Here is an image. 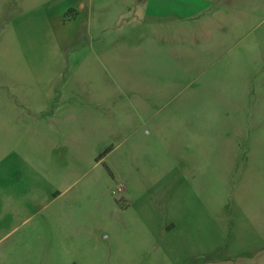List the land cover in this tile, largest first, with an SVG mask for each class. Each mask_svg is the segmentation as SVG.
Returning <instances> with one entry per match:
<instances>
[{
    "label": "rangeland",
    "instance_id": "rangeland-1",
    "mask_svg": "<svg viewBox=\"0 0 264 264\" xmlns=\"http://www.w3.org/2000/svg\"><path fill=\"white\" fill-rule=\"evenodd\" d=\"M0 264H264V0H0Z\"/></svg>",
    "mask_w": 264,
    "mask_h": 264
}]
</instances>
